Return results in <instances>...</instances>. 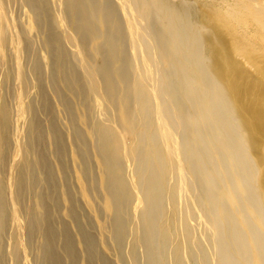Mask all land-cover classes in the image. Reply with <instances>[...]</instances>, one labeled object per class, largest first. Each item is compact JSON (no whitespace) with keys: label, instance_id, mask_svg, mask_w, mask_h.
Wrapping results in <instances>:
<instances>
[{"label":"bare ground","instance_id":"bare-ground-1","mask_svg":"<svg viewBox=\"0 0 264 264\" xmlns=\"http://www.w3.org/2000/svg\"><path fill=\"white\" fill-rule=\"evenodd\" d=\"M0 264H264V0H0Z\"/></svg>","mask_w":264,"mask_h":264}]
</instances>
